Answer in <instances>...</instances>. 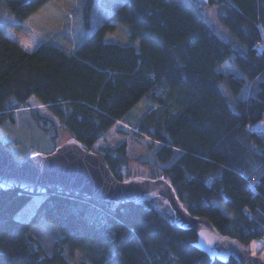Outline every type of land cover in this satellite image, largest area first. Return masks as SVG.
Wrapping results in <instances>:
<instances>
[{
  "label": "trees",
  "instance_id": "trees-1",
  "mask_svg": "<svg viewBox=\"0 0 264 264\" xmlns=\"http://www.w3.org/2000/svg\"><path fill=\"white\" fill-rule=\"evenodd\" d=\"M2 1L25 19L47 0ZM205 4L217 6L243 51L209 26ZM104 20L73 52L48 44L30 52L0 37V127L30 97L87 150L122 121L152 139V177L169 179L191 214L246 245L263 239L264 49L257 45L264 44V0H124ZM117 23L130 26L139 48L104 41ZM226 62L239 73L221 70ZM223 83L237 98L234 109ZM160 89L166 96L156 95ZM144 97L159 105L131 120ZM126 145L97 151L122 180ZM32 196L0 189V264H71L65 248L85 252L80 264H238L196 248V230L179 226L152 197L117 203L49 192L29 220L17 219ZM41 218L62 234L50 254L30 235Z\"/></svg>",
  "mask_w": 264,
  "mask_h": 264
},
{
  "label": "rangeland",
  "instance_id": "rangeland-1",
  "mask_svg": "<svg viewBox=\"0 0 264 264\" xmlns=\"http://www.w3.org/2000/svg\"><path fill=\"white\" fill-rule=\"evenodd\" d=\"M123 3L124 0H47L37 11L32 12L25 19H19L10 6L2 1L0 3V37L7 36L30 52L42 44L59 46L68 52H73L93 30L102 25L104 19L117 11ZM204 13L209 26H212L219 36L232 41L239 51H243L244 47L238 45V41L230 35L219 20L217 6L205 4ZM104 38V41L110 43L134 45L136 48L140 46L139 40L131 36L130 26L124 23H117L115 29L107 31ZM257 46L261 51L264 49V44L260 43ZM219 68L239 73L230 62L224 63ZM258 82L255 83V86ZM221 88L228 96L227 99L234 109L237 98H234L225 83L221 84ZM166 92L167 90L160 89L157 90L156 95L166 96ZM158 105V102L144 97L128 113V116L130 115L131 120H136ZM34 113L47 118L48 123L45 125L50 128H43ZM257 126L264 130V121ZM71 137L48 108L35 97H30L27 106L15 112L14 120L10 119L0 127V142H11L10 150L18 162H22L36 153H51L55 148L70 141ZM123 142L127 143L129 157L126 166L129 170V177H125L124 180L157 175L158 170L153 165V153L149 145L152 139L138 133L137 130L122 121L117 122L106 136L94 145L93 150H102L104 146L116 147ZM43 198V195H33L17 213L16 218L25 222L29 220ZM152 199L163 213L174 216L173 210L165 198L152 196ZM30 232L36 243L48 254L52 253L53 248L61 243L62 234L46 218H41ZM248 247L252 254L264 259V241L262 239L252 240ZM64 253L71 264H80L81 260L86 259L85 252L82 250H75L71 255L65 248Z\"/></svg>",
  "mask_w": 264,
  "mask_h": 264
},
{
  "label": "water",
  "instance_id": "water-1",
  "mask_svg": "<svg viewBox=\"0 0 264 264\" xmlns=\"http://www.w3.org/2000/svg\"><path fill=\"white\" fill-rule=\"evenodd\" d=\"M0 189H18L30 195L67 192L90 201L117 203L160 196L171 206L179 226L196 230L195 247L213 260L226 262L233 257L238 264H264V259L252 254L248 245L223 234L209 218L191 214L176 196L169 179L164 176L119 179L102 153L83 148L76 138L51 153H36L22 162L0 142Z\"/></svg>",
  "mask_w": 264,
  "mask_h": 264
},
{
  "label": "built area",
  "instance_id": "built-area-1",
  "mask_svg": "<svg viewBox=\"0 0 264 264\" xmlns=\"http://www.w3.org/2000/svg\"><path fill=\"white\" fill-rule=\"evenodd\" d=\"M263 240H264V237H263Z\"/></svg>",
  "mask_w": 264,
  "mask_h": 264
}]
</instances>
